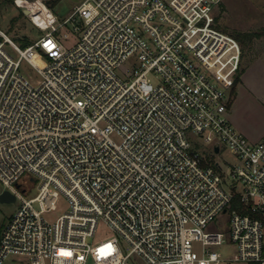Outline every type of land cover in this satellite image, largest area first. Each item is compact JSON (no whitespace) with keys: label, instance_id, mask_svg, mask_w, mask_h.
Listing matches in <instances>:
<instances>
[{"label":"built area","instance_id":"obj_1","mask_svg":"<svg viewBox=\"0 0 264 264\" xmlns=\"http://www.w3.org/2000/svg\"><path fill=\"white\" fill-rule=\"evenodd\" d=\"M35 1L13 0L37 38L0 28V182L19 198L0 264H264V138L228 117L223 0H80L62 21L41 0L44 23ZM99 223L114 234L89 240Z\"/></svg>","mask_w":264,"mask_h":264},{"label":"rangeland","instance_id":"obj_2","mask_svg":"<svg viewBox=\"0 0 264 264\" xmlns=\"http://www.w3.org/2000/svg\"><path fill=\"white\" fill-rule=\"evenodd\" d=\"M44 1L56 14L58 21H62L80 0ZM215 12L218 27L234 36L241 49L240 62L233 83L230 88H226L229 96L228 117L248 139L258 141L264 138V0H223ZM0 28L19 44H22L23 38L31 40L43 33V30L32 23L28 13L16 6L13 0H0ZM73 35L71 33L68 37H63V43L71 44L75 38ZM24 70L31 73L28 66H25ZM148 76L154 82L157 80L153 74ZM190 134L193 136L192 133ZM196 144L201 149L209 147L201 138L197 139ZM215 156L225 165L227 160L233 159L227 148H223ZM2 189L4 187L0 182V191ZM18 204L19 198L13 201H0V228ZM66 208L67 202L61 196L57 208L47 212L46 215L56 217ZM208 229L214 227L209 226ZM112 234L114 232L107 225L99 223L95 234L89 240L95 242ZM194 246L197 249L200 247L198 243ZM213 248L224 254H230L234 247L227 243ZM3 264H31V262L23 255H9Z\"/></svg>","mask_w":264,"mask_h":264},{"label":"bare ground","instance_id":"obj_3","mask_svg":"<svg viewBox=\"0 0 264 264\" xmlns=\"http://www.w3.org/2000/svg\"><path fill=\"white\" fill-rule=\"evenodd\" d=\"M33 7L32 15L34 18L38 20V22L44 23L47 18V13L49 12V10H47V6L41 0H36L33 3Z\"/></svg>","mask_w":264,"mask_h":264},{"label":"water","instance_id":"obj_4","mask_svg":"<svg viewBox=\"0 0 264 264\" xmlns=\"http://www.w3.org/2000/svg\"><path fill=\"white\" fill-rule=\"evenodd\" d=\"M23 12L29 13V9L24 8ZM214 149L217 150V147H215ZM13 200H15V194L13 192H11L8 189H2L0 191V201H13Z\"/></svg>","mask_w":264,"mask_h":264},{"label":"trees","instance_id":"obj_5","mask_svg":"<svg viewBox=\"0 0 264 264\" xmlns=\"http://www.w3.org/2000/svg\"><path fill=\"white\" fill-rule=\"evenodd\" d=\"M248 35H249V33H248ZM0 38H1V36H0ZM22 41V45H24V44H26V43H28L30 40H27V39H25V38H23V39H21ZM237 202V199H234L233 200V204H235Z\"/></svg>","mask_w":264,"mask_h":264}]
</instances>
